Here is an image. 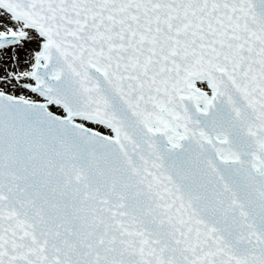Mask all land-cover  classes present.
Wrapping results in <instances>:
<instances>
[{"label":"snow or ice","instance_id":"1","mask_svg":"<svg viewBox=\"0 0 264 264\" xmlns=\"http://www.w3.org/2000/svg\"><path fill=\"white\" fill-rule=\"evenodd\" d=\"M0 264H264V0H0Z\"/></svg>","mask_w":264,"mask_h":264}]
</instances>
